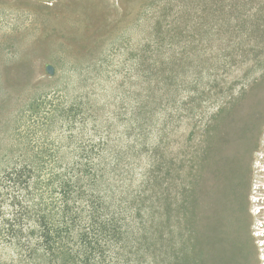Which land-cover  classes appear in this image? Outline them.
Wrapping results in <instances>:
<instances>
[{
    "label": "rangeland",
    "instance_id": "374dc122",
    "mask_svg": "<svg viewBox=\"0 0 264 264\" xmlns=\"http://www.w3.org/2000/svg\"><path fill=\"white\" fill-rule=\"evenodd\" d=\"M24 159L79 163L139 264H264V0H0V264Z\"/></svg>",
    "mask_w": 264,
    "mask_h": 264
},
{
    "label": "trees",
    "instance_id": "16d2710c",
    "mask_svg": "<svg viewBox=\"0 0 264 264\" xmlns=\"http://www.w3.org/2000/svg\"><path fill=\"white\" fill-rule=\"evenodd\" d=\"M18 162L5 176L14 207L6 225L22 262L31 264L43 255L50 264L140 263L141 242L123 221V209L105 208L91 192L86 200L89 213L83 215L85 209L77 206L84 193L77 188L83 176L72 170L79 163L66 171L44 172L35 160Z\"/></svg>",
    "mask_w": 264,
    "mask_h": 264
},
{
    "label": "water",
    "instance_id": "95a60500",
    "mask_svg": "<svg viewBox=\"0 0 264 264\" xmlns=\"http://www.w3.org/2000/svg\"><path fill=\"white\" fill-rule=\"evenodd\" d=\"M50 71H52V69H50Z\"/></svg>",
    "mask_w": 264,
    "mask_h": 264
}]
</instances>
